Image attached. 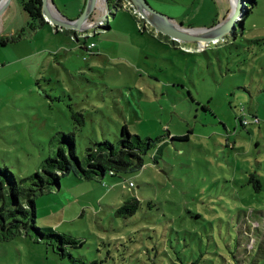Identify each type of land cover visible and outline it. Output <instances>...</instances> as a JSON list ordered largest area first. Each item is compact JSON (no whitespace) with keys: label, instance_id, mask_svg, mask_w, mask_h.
<instances>
[{"label":"rangeland","instance_id":"obj_1","mask_svg":"<svg viewBox=\"0 0 264 264\" xmlns=\"http://www.w3.org/2000/svg\"><path fill=\"white\" fill-rule=\"evenodd\" d=\"M147 2L200 31L221 23L235 0ZM12 3L10 13L26 26ZM255 3L235 36L203 51L196 43L182 50L121 7H110V28L88 39L96 56L50 24L0 47V168L17 178L54 156L60 133H76L79 156L86 139L118 144L123 124L162 141L158 164L145 156L140 171L92 181L69 174L59 188L37 192L35 226L82 244L60 258L32 235L16 237L0 242V264H264V0ZM80 113L78 126L72 115ZM242 115L259 125L242 127ZM185 134L188 141L170 140ZM227 135L236 150L226 147ZM245 170L259 172L260 192L241 187ZM131 199L136 214L116 216ZM244 212L257 224L248 244Z\"/></svg>","mask_w":264,"mask_h":264},{"label":"trees","instance_id":"obj_2","mask_svg":"<svg viewBox=\"0 0 264 264\" xmlns=\"http://www.w3.org/2000/svg\"><path fill=\"white\" fill-rule=\"evenodd\" d=\"M17 1L28 18L26 26L15 35L7 37L5 40H0L1 45H4L3 42L15 43L23 36L20 33L26 30L34 32L42 26L48 25L42 16L41 0ZM119 1L120 0H106L108 7H113L114 9L118 7ZM245 1L248 3L247 5L249 7L245 10V15L238 24L240 28H243L242 24L244 23L245 17L248 16L250 10L253 9L256 4L255 0ZM107 28H109L108 25L104 27V29ZM63 31L71 35L75 34V32L71 30ZM58 32L59 31L56 33ZM98 34L99 32L95 34V36ZM233 35H236L235 31ZM95 36L79 39L78 42H75L79 43L80 50H83L87 56H96V53L93 52L94 49H88L87 44L88 39H93ZM69 40L72 41L70 37ZM251 42L257 43L258 40H252ZM72 117L74 124H79L78 126L83 124V115L81 113L79 115L73 114ZM237 119L242 127L259 125L260 123L257 116H252L251 119H248L242 115L238 116ZM243 119L248 121L247 125L242 124ZM76 130H78V128H76ZM121 133L122 138L118 141V144L109 142L106 138L102 142L86 139V141L83 142V150L80 156L77 152L76 133H60L61 136L57 141L58 144L54 156L44 160L40 170L29 178H17L7 167L0 168V242H9L16 237H27L32 235L35 237V242H43L47 246H51L53 252L60 258L65 257V248L67 246L76 247L82 244L69 236L56 233L51 228H37L35 226L36 193L50 186L59 187L60 179L69 174H73L86 181H92L103 179L106 175L115 177L118 174L140 171L143 167L145 156L152 158L153 162L158 164L157 156L161 154L162 147L160 144H162V141L143 140L138 135L130 134L125 124L121 126ZM188 139V134L170 138L171 141L176 140L183 142L188 141ZM226 147L236 150V142L230 135L226 136ZM237 152L241 154V151L237 150ZM250 167H252L251 164ZM243 172L245 173V178L241 180L244 181L241 187L246 188V190L253 187L256 193L260 192L263 185L261 181L262 177L259 175V172H250L249 170ZM224 181L230 182L231 180L226 179ZM138 209L139 202L136 199H131L130 201L124 202L117 209L115 214L123 218L132 217L136 214ZM244 214V219L241 222V230L242 235L248 239V244L253 240L257 224L254 226L253 222L249 220L248 212H244ZM196 217L199 218L198 215Z\"/></svg>","mask_w":264,"mask_h":264},{"label":"water","instance_id":"obj_3","mask_svg":"<svg viewBox=\"0 0 264 264\" xmlns=\"http://www.w3.org/2000/svg\"><path fill=\"white\" fill-rule=\"evenodd\" d=\"M11 0H0V15L6 10ZM105 1V11L110 12L108 4ZM136 8L142 19L155 31L161 35L168 37L169 39L184 44H200V43H213L223 40L237 29V25L241 20L240 17L241 8L245 0H235L234 5L225 20L210 28L202 29L200 33H190L189 31L194 29H183L181 26L176 25L171 19L166 16L157 13L148 4L147 0H130ZM42 2V16L44 20L56 27V30H71L74 32H80L85 29L86 23L95 8L97 0H86L84 8L80 15L75 20H68L64 17L57 18L52 14L51 7L54 6L53 0H41ZM248 4V3H247ZM245 7V6H243ZM248 7L245 8V10ZM244 10V13H245ZM59 14V13H58ZM108 15H106L107 17ZM104 31V30H103ZM59 188V187H57Z\"/></svg>","mask_w":264,"mask_h":264},{"label":"crops","instance_id":"obj_4","mask_svg":"<svg viewBox=\"0 0 264 264\" xmlns=\"http://www.w3.org/2000/svg\"><path fill=\"white\" fill-rule=\"evenodd\" d=\"M13 1L14 0L10 1V3L8 5V7L6 8V10H4V12L0 15V40H5L7 37H11V36L15 35L19 30H21L24 27L23 23L16 22L15 13H10V8L13 5V3H12ZM15 2L19 5L17 0H15ZM85 2H86V0H53L54 6H52V8L57 13H59L56 10V8L57 7H59V8L62 7L63 8V12H62L63 16L59 13L58 17L61 16V17H64V18H66L68 20H75L80 15V13L82 12V10L84 8V5H85ZM100 4H101L100 0H97L95 8H94V10L92 11V13L90 15L92 22L93 21L96 22L99 18H102L104 16V13L106 12L105 11V3H104V6L102 8L100 7V9H99L98 6H100ZM55 6H56V8H55ZM13 14H14V16H13ZM20 21H21V19H20ZM24 22L25 23L27 22V18L25 19ZM109 28H110V26H109ZM109 28L104 29V31L108 30ZM56 32L57 31H55V33ZM67 34H68V38L71 37L70 33H67ZM163 37H165V36H163ZM3 43H4V45L0 44L1 48H4V47L9 45V42H7V43L3 42ZM94 48H96V45H95ZM95 53L97 54L96 51H95ZM180 136H182V135H180Z\"/></svg>","mask_w":264,"mask_h":264},{"label":"built area","instance_id":"obj_5","mask_svg":"<svg viewBox=\"0 0 264 264\" xmlns=\"http://www.w3.org/2000/svg\"><path fill=\"white\" fill-rule=\"evenodd\" d=\"M120 7L122 9L128 10V12L131 13V15L133 17H135L136 19L138 17V18H140V20H143L142 17L139 15V13L137 12L136 8L134 7V5L131 3L130 0H120L118 2V7L116 9H114L113 11H117L118 8H120ZM106 15H108V16L106 17ZM109 15H111V12H109V13H106L105 12L104 13V16L102 18H99L96 22H93L92 24H90L84 30H82L80 32H75V34L71 35V37H70L71 40L73 42H78L79 39H86L88 37H93L98 32H102L104 30V27H106L108 25ZM145 24H147V23L145 22ZM51 26L54 28V30H56V27L55 26H53V25H51ZM62 30L63 29H58L56 31H62ZM155 32H157V31H155ZM171 41H173V40H171ZM174 42L177 43L179 46H181V49L182 50H184V51H191V47H188V46L184 47V44H182V43L180 44L177 41H174ZM208 46H209V44H207V43L197 44V51H203ZM93 48H94V44L93 43H91V44L88 45V49H93ZM242 124L243 125H247L248 124V121L246 119H243Z\"/></svg>","mask_w":264,"mask_h":264},{"label":"bare ground","instance_id":"obj_6","mask_svg":"<svg viewBox=\"0 0 264 264\" xmlns=\"http://www.w3.org/2000/svg\"><path fill=\"white\" fill-rule=\"evenodd\" d=\"M234 5V2L232 3V6ZM51 10H52V14L55 16V17H57V18H59L60 19V17H58V13L51 7ZM201 31H203V30H200V31H194V30H191V31H189L190 33H200ZM178 43H182V42H178Z\"/></svg>","mask_w":264,"mask_h":264},{"label":"clouds","instance_id":"obj_7","mask_svg":"<svg viewBox=\"0 0 264 264\" xmlns=\"http://www.w3.org/2000/svg\"><path fill=\"white\" fill-rule=\"evenodd\" d=\"M171 40V39H170ZM183 44V43H182ZM189 45V44H188Z\"/></svg>","mask_w":264,"mask_h":264}]
</instances>
